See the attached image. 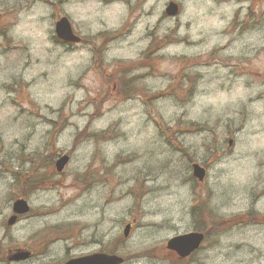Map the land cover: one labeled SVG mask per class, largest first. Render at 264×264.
Segmentation results:
<instances>
[{"label": "rangeland", "instance_id": "obj_1", "mask_svg": "<svg viewBox=\"0 0 264 264\" xmlns=\"http://www.w3.org/2000/svg\"><path fill=\"white\" fill-rule=\"evenodd\" d=\"M169 1L0 0V264H180L166 243L193 204L213 214L205 246L226 247L199 260L264 264V225L227 219L264 224V0H175L176 18ZM63 15L80 43L56 37ZM18 197L31 209L10 227Z\"/></svg>", "mask_w": 264, "mask_h": 264}, {"label": "water", "instance_id": "obj_2", "mask_svg": "<svg viewBox=\"0 0 264 264\" xmlns=\"http://www.w3.org/2000/svg\"><path fill=\"white\" fill-rule=\"evenodd\" d=\"M180 8L179 5L175 2H171L166 10V13L171 16H175L178 14ZM55 31L57 37L64 42L67 43H79L81 38L76 35L73 31L72 25L67 17H63L56 22ZM230 144L232 141L230 140ZM70 157L68 155L61 156L57 162L56 167L59 172H61L65 165L69 162ZM193 174L197 177L200 181H203L206 176V169L195 163L193 165ZM29 204L26 199L19 198L14 201L13 203V210L15 215L11 217L9 220V224H13L16 221L17 214H25L29 211ZM130 231V225H127L124 231V235L127 236ZM203 239V235L199 233H189L185 235H180L174 237L170 241V246L172 245L174 248L177 247L180 250L184 251L186 247H188V252L196 248ZM19 253V252H18ZM17 255L20 258H28L29 253H19ZM18 258V257H17ZM123 263V258L117 255H110L105 253H96L89 256H84L80 258L71 259L70 261L64 264H121Z\"/></svg>", "mask_w": 264, "mask_h": 264}, {"label": "flooded vegetation", "instance_id": "obj_3", "mask_svg": "<svg viewBox=\"0 0 264 264\" xmlns=\"http://www.w3.org/2000/svg\"><path fill=\"white\" fill-rule=\"evenodd\" d=\"M52 4H57V3H60L61 5L62 4H65L66 0H50ZM113 1V0H112ZM122 1H130V0H122ZM146 0H137L136 2V7L139 9L141 7V5L145 2ZM171 1V0H170ZM152 12H150L151 14ZM62 17V16H61ZM59 19V18H58ZM57 19V20H58ZM71 20V19H70ZM67 46H71V44H67ZM191 212V213H190ZM212 214V213H211ZM207 213L206 216L204 215V212L200 213L198 211V205L195 206L193 204V206L191 207V209L189 210V215H191L192 219H194V225L190 228V230H188L187 232H184V233H178V234H175L173 236H171L168 240H167V243H166V251H167V255L169 256V258H172L174 257L178 263H183V264H204V262H202L200 259V256L197 257L198 254H201L203 253V251L205 252H214L215 250H222L226 247L224 246H211V247H206L205 244L209 241V236H208V232H207V226H208V222L206 223V220L209 219L212 215ZM243 214V213H242ZM26 215H17L16 217V221L13 225H10V227L14 226L15 224L19 223L21 220L24 219ZM240 216V217H239ZM258 214H256L255 212L254 213H250L246 216V218H243L241 216V214L239 213H236L235 215L227 218L228 220H230L231 222V225L234 226V227H239V228H245L246 226L248 225H252V224H257L258 226H263L264 224H262V222H258L256 221V218H257ZM132 226V224H131ZM66 232L68 233H65L62 238H65L66 240L71 236V229H70V232L69 230H67ZM186 233H202L203 234V240L201 241V243L196 247L194 248L193 250L189 251L188 252V247H186L184 249V251L180 250L179 248L177 247H173L172 245L170 246V241L172 240V238L180 235V234H186ZM226 246V245H225ZM24 253V252H27L29 253V257L28 258H20L17 253ZM97 252H104V251H97ZM115 252V251H114ZM113 251H110L109 254H113V255H116L114 254ZM18 253V254H19ZM95 253V252H93ZM106 253V252H104ZM89 254H92V253H89ZM18 257V258H17ZM33 253L31 251H28V250H22V249H16L13 253H11L10 255H8L7 258H4L6 263L8 264H20L22 263V261L24 260H27L29 258H33ZM122 257V256H121ZM124 259V262L123 264H126V261L127 259L125 257H123ZM168 259V258H167ZM68 260H71V257L69 258H66L65 260L61 261V262H56V263H49V264H61V263H65L67 262Z\"/></svg>", "mask_w": 264, "mask_h": 264}]
</instances>
